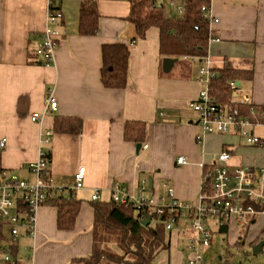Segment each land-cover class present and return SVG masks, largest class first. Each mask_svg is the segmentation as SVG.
<instances>
[{
  "label": "crops",
  "instance_id": "crops-1",
  "mask_svg": "<svg viewBox=\"0 0 264 264\" xmlns=\"http://www.w3.org/2000/svg\"><path fill=\"white\" fill-rule=\"evenodd\" d=\"M55 1V9L64 16L55 26L62 36L55 60L43 65L35 49L49 26L48 0H0V141H6L1 169L34 184L29 166L43 148L51 156L54 185L64 190L65 197H70L73 177L81 167L86 170L85 182L74 195L81 205L74 230H60L57 208L44 206L38 213L36 236L22 231L14 248L17 259L83 264L93 254L94 204L112 201L117 184L159 205L170 203L168 186L176 200L197 204L203 176L222 151L230 152L233 167H264V147L235 145L233 140L240 144L243 139L233 134H206L190 109L206 86L199 81V69L204 66L215 73L227 69L237 76L229 83L236 81L240 94L251 98L249 106L241 107L243 114L264 123V0H211L219 22L209 28L220 42L210 43L207 56L197 61L163 54L158 28L138 38L129 21L134 0ZM83 2L97 5L100 20L95 36L80 33ZM105 44L130 48L128 85L123 90L103 85ZM166 58L178 60L169 73L163 71ZM50 92L58 102L56 112L46 111ZM34 114L40 115L37 122L31 119ZM70 119L81 121L75 132L56 131L57 120ZM128 122L146 125L139 152L138 144L125 139ZM48 131L51 144L43 145ZM258 131L264 134V127L253 130ZM179 157L188 164L177 165ZM96 193L98 201L93 200ZM243 227L247 228L235 220L227 225L231 245L240 241ZM247 229L250 244L259 243L264 216ZM169 241L170 248L154 264H164L160 259L164 253L167 264H186L187 240L173 230Z\"/></svg>",
  "mask_w": 264,
  "mask_h": 264
},
{
  "label": "built area",
  "instance_id": "built-area-1",
  "mask_svg": "<svg viewBox=\"0 0 264 264\" xmlns=\"http://www.w3.org/2000/svg\"><path fill=\"white\" fill-rule=\"evenodd\" d=\"M142 1V0H139ZM154 7H165L162 0H153ZM203 2L202 18L209 25L217 24L211 10V0ZM167 10V9H166ZM170 10L177 17H182L185 11L184 4L179 1H170ZM63 13L56 10L54 0H48L47 22L49 26L44 30L41 41L35 49V55L40 64L49 65L55 60L57 48L61 39V32L57 26L63 20ZM220 42L210 30L209 44ZM184 59L199 60L198 57L184 56ZM216 73L208 67L199 69V81L205 83V89L197 100L190 104V109L197 115L198 123L206 134L228 135L233 134L243 139L247 145L264 147V138L254 134L255 127H264V123L254 122L241 111L242 106H249L251 98L240 94V86L236 81L229 83L232 97L230 103L222 106L216 102L210 93L212 81ZM58 102L54 92L46 98V111L56 112ZM32 121L40 120L39 114L32 116ZM52 141V132L44 134L42 144L49 145ZM6 141H0V150L4 149ZM147 148V146H145ZM39 159L30 164L29 169L36 177L34 184L21 179L15 173L0 169V264H35L30 260H19L13 254L22 231L31 237L37 234L38 213L48 205L52 199L61 196L63 189L54 185L51 177L49 154L40 149ZM231 154L222 151L214 165L203 176L201 196L197 204L180 202L174 197V190L167 188L170 203L159 205L153 200L137 198L128 193L127 189L115 185L112 192V201L126 208L131 207L142 212L141 221L151 218L156 220L158 227L172 232L174 225L187 214L192 221V229L196 237L187 240L186 264H201L202 249L212 244L210 226H216L220 231L232 220L239 224H248L251 220L264 216V167H233L230 165ZM185 157H179L177 165H187ZM85 168L81 167L73 177V186L69 198L84 187ZM145 189V188H144ZM94 201L100 200L99 193L93 196ZM155 218V219H154ZM9 226L10 240L6 238L5 226ZM4 240L9 242L4 244Z\"/></svg>",
  "mask_w": 264,
  "mask_h": 264
},
{
  "label": "trees",
  "instance_id": "trees-1",
  "mask_svg": "<svg viewBox=\"0 0 264 264\" xmlns=\"http://www.w3.org/2000/svg\"><path fill=\"white\" fill-rule=\"evenodd\" d=\"M181 2L185 11L182 17H177L169 16L165 7L155 8L153 0H134L129 21L136 27L140 39L146 37L150 28H158L161 52L167 56L178 58L187 55L204 58L208 54L210 34L209 23L202 18L201 10L204 3L199 0ZM99 20L97 5L83 2L80 18L81 35L95 36L99 31ZM129 58L128 46L103 45L102 82L105 88L123 90L127 87ZM235 75L236 73L227 69L219 70L212 81L210 93L222 106L230 103L232 92L228 83L237 78ZM80 124L81 121L78 119L57 120L55 123L56 131L59 133H73ZM145 135L144 123H127L125 128L127 141L140 144L144 142ZM49 158L51 159L50 154ZM49 204L58 210V228L62 231L74 230L80 213V202L62 194L52 199ZM94 211L93 254L88 260H83V264H154L158 255L170 248L168 232L162 227L153 226V222L149 226H144L140 220L142 212L136 209L126 208L113 201H105L95 203ZM254 222L255 220H251L246 224L247 228ZM227 231V226L220 230L224 234ZM247 233L248 229L243 232L240 241L246 238ZM13 254L15 255L14 249Z\"/></svg>",
  "mask_w": 264,
  "mask_h": 264
},
{
  "label": "rangeland",
  "instance_id": "rangeland-1",
  "mask_svg": "<svg viewBox=\"0 0 264 264\" xmlns=\"http://www.w3.org/2000/svg\"><path fill=\"white\" fill-rule=\"evenodd\" d=\"M170 1L171 0H162V3L166 6V13L173 15L174 13L170 10ZM256 134L260 137L264 136L263 132L261 131L256 132ZM233 141L235 142V145L247 146L244 140H242L240 144L237 140ZM156 225V220H153V226ZM246 229V227H243L242 232H245ZM173 230L180 231L181 237L185 239V241L189 238L196 237L192 229V221L187 214H184L180 218L178 224L174 225ZM210 230L212 233V244L209 248L202 249L201 254L203 261L201 264H264V248L259 255L255 256L253 254L254 246L250 244L247 237L239 241V244L231 245L228 242L227 235L218 231L216 226H210ZM9 231V226H5L4 232H6V238L8 240H10ZM169 233L170 232H168V234ZM262 240H264V232L260 238V241ZM8 243L9 242L4 240L5 245ZM160 259L163 261L162 263L167 264V254L164 253Z\"/></svg>",
  "mask_w": 264,
  "mask_h": 264
},
{
  "label": "water",
  "instance_id": "water-1",
  "mask_svg": "<svg viewBox=\"0 0 264 264\" xmlns=\"http://www.w3.org/2000/svg\"><path fill=\"white\" fill-rule=\"evenodd\" d=\"M177 59H170V58H166L163 62V71L165 73H169L171 71V69L173 68V66L177 63ZM142 145L138 144L137 145V152H139L141 150ZM151 224V218H147L146 221L143 222L144 226H149ZM264 248V241L259 242L258 244H256V246L253 247V254L255 256L259 255Z\"/></svg>",
  "mask_w": 264,
  "mask_h": 264
}]
</instances>
